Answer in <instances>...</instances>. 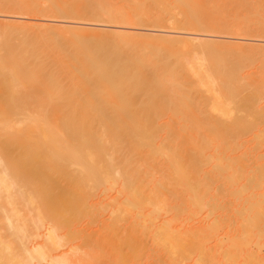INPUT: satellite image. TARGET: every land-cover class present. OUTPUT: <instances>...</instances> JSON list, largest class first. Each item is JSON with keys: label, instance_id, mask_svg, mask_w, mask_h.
Returning <instances> with one entry per match:
<instances>
[{"label": "bare ground", "instance_id": "obj_1", "mask_svg": "<svg viewBox=\"0 0 264 264\" xmlns=\"http://www.w3.org/2000/svg\"><path fill=\"white\" fill-rule=\"evenodd\" d=\"M0 12V264H264V0Z\"/></svg>", "mask_w": 264, "mask_h": 264}, {"label": "rangeland", "instance_id": "obj_2", "mask_svg": "<svg viewBox=\"0 0 264 264\" xmlns=\"http://www.w3.org/2000/svg\"><path fill=\"white\" fill-rule=\"evenodd\" d=\"M20 15V16H19ZM25 14H22V13H16V12H0V21H5V20H8V19H10V20H24V19H34V20H36L37 22H49V24L51 23V25H67L68 24V21H71V16H70V14H67V13H61V12H58V13H55L53 16H49V15H52V14H46V16H28V14L26 15V16H24ZM30 15V14H29ZM12 16V17H11ZM14 16H16V17H14ZM25 17V18H24ZM27 17V18H26ZM32 17V18H31ZM36 17V18H35ZM22 18V19H21ZM24 18V19H23ZM44 19V20H43ZM38 20H40V21H38ZM47 20H49V21H47ZM83 22V21H82ZM87 21L85 20V22L84 23H86ZM89 22H91L90 20H89ZM92 23H94V25H84L85 27H89V28H95V29H101V30H111V26L108 24V23H104V22H102V21H99L98 20V23L97 22H92ZM97 25H96V24ZM108 24V25H107ZM151 26H149V28H150ZM161 27V26H160ZM164 28H159L158 26L156 27L157 29H161V30H163L161 33H166L165 35H167V36H169V34H170V36H172V34H173V36L175 35V36H178L179 35V37H184V34L182 35L180 32L182 31H174V30H179V29H174L173 30V28H172V30L170 29V27H168V26H163ZM151 28H154V27H151ZM168 28V29H167ZM139 31H141V33H142V30H139ZM173 31V32H172ZM184 31V30H183ZM143 32L145 33V32H147L148 33V31H144L143 30ZM177 32V33H176ZM179 32V33H178ZM153 33V32H152ZM156 33H160V31H156L155 32V34ZM160 33V34H161ZM206 35H209V34H214V35H212L214 38H219V41L221 40V42H224V43H227L228 41L229 42H231V41H236L237 40V42H240V43H248V41L250 40V42H252L253 40H255V39H258V37H259V39H261V36H257L256 34H254L253 32H249L248 33V35H243V36H241V37H235V34H230V33H225V32H222V33H220V32H215L214 31V33L213 32H207V31H205L204 32ZM164 35V34H163ZM259 35H262V37L264 38V34H259ZM212 37V38H213ZM237 38H239V39H237ZM262 38V39H263ZM228 42V43H229ZM249 42V43H250ZM230 57H229V59H230V61L229 62H231V64L232 65H234L235 63H236V61H237V58L235 57L236 55H234V57H233V55H232V57H231V55H229ZM235 58H236V60H235Z\"/></svg>", "mask_w": 264, "mask_h": 264}]
</instances>
